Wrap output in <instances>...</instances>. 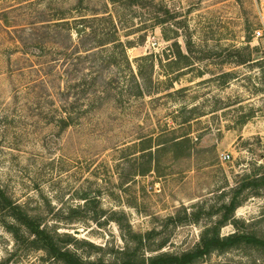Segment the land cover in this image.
<instances>
[{"label":"rangeland","instance_id":"rangeland-1","mask_svg":"<svg viewBox=\"0 0 264 264\" xmlns=\"http://www.w3.org/2000/svg\"><path fill=\"white\" fill-rule=\"evenodd\" d=\"M128 1L0 0V188L88 261L113 262L138 236L145 257L191 251L233 198L220 236L264 238V187L248 186L264 181L260 0H152L165 20L154 27L148 7ZM94 15L136 44L128 64L75 54L81 19ZM67 20L70 37L58 26ZM137 65L141 98L124 82ZM7 222L0 214V264H61L15 244ZM197 264H264V250Z\"/></svg>","mask_w":264,"mask_h":264},{"label":"trees","instance_id":"trees-1","mask_svg":"<svg viewBox=\"0 0 264 264\" xmlns=\"http://www.w3.org/2000/svg\"><path fill=\"white\" fill-rule=\"evenodd\" d=\"M108 1L114 5L121 0ZM137 4H142V7L147 6V12L153 14L154 18L151 27L165 23V20L160 19L156 14V5H153L152 0H131L128 2H122V5L129 7ZM166 13L168 14V11ZM107 16L98 17V15H94L90 19H81V27H79L77 31L75 28L73 29V27H71L68 20L58 26L64 27L65 31L69 33V37L73 30L76 31L78 42H76L74 48L76 51L75 54L106 55L103 58L107 60V64L115 62L116 55H121L128 64V58L126 57L127 50L135 47L136 44L131 41H121L117 29L113 28V26V29L110 30L106 26L107 23L113 24L112 16ZM128 36L129 35H125L124 37ZM145 37V35L142 37L140 36L138 42L142 43L145 40ZM146 59L145 57L140 58L138 62ZM137 66V76L130 70L127 77L131 80L124 82L128 85L127 90H129L134 98H141L145 94V77L142 73L141 67L139 65ZM103 84L109 85L106 82ZM60 122L63 125L62 128H66L69 124H72V119L68 116L66 118H60ZM178 142H180V140L176 141L175 144H179ZM159 145L160 143L157 144V146ZM151 149L152 147H148L142 151L145 152ZM149 156H151V153ZM248 186L260 190L264 187V181L263 179H254V181L252 180L248 182ZM239 206L240 204L237 203L235 198L231 199L230 202L223 207L225 217L230 219ZM0 214H3V216L8 218L9 223L7 222L4 224V230L11 235L15 244H22L26 247L42 251L49 260L52 259L61 264H197L201 260L210 257L213 253L223 254L242 246L264 250V238L258 237L254 234L235 232L226 237H221L219 231L220 228L225 225L227 219L223 220V222L215 228L203 231L199 243L195 248L180 255H172L168 253H161L149 257L140 255L138 252L142 249L143 238L138 236L135 241L139 248L131 249V247L126 246L119 251L120 257L113 262H106L104 260L88 261L84 260L83 257L77 255L76 252L71 251L68 248L70 244L76 242L71 235L64 234L60 236L55 232L51 233L43 228L35 218L30 217L19 205L13 202L1 188Z\"/></svg>","mask_w":264,"mask_h":264},{"label":"built area","instance_id":"built-area-1","mask_svg":"<svg viewBox=\"0 0 264 264\" xmlns=\"http://www.w3.org/2000/svg\"><path fill=\"white\" fill-rule=\"evenodd\" d=\"M259 6H260V10L262 12H264V0H260V5ZM261 34H262L261 30L255 31L256 37H260ZM220 159H221V161H227L229 159V156L222 154Z\"/></svg>","mask_w":264,"mask_h":264}]
</instances>
